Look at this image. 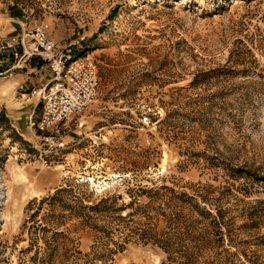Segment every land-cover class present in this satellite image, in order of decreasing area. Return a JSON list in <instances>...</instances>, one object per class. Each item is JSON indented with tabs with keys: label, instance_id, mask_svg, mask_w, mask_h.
<instances>
[{
	"label": "rangeland",
	"instance_id": "374dc122",
	"mask_svg": "<svg viewBox=\"0 0 264 264\" xmlns=\"http://www.w3.org/2000/svg\"><path fill=\"white\" fill-rule=\"evenodd\" d=\"M38 26L100 87L51 166L0 156V264H264V0H0Z\"/></svg>",
	"mask_w": 264,
	"mask_h": 264
},
{
	"label": "built area",
	"instance_id": "2783aa9c",
	"mask_svg": "<svg viewBox=\"0 0 264 264\" xmlns=\"http://www.w3.org/2000/svg\"><path fill=\"white\" fill-rule=\"evenodd\" d=\"M16 41V38H13ZM21 52L11 44L3 51H11L21 61L38 57L47 63L52 72L48 84L33 89L32 94L42 102L40 116L32 117L29 127L35 130L38 139L33 141L37 158L45 166L68 148L66 140L71 124L99 93L100 76L94 59L88 54H73L60 48L42 26L19 36Z\"/></svg>",
	"mask_w": 264,
	"mask_h": 264
},
{
	"label": "crops",
	"instance_id": "0c3cea01",
	"mask_svg": "<svg viewBox=\"0 0 264 264\" xmlns=\"http://www.w3.org/2000/svg\"><path fill=\"white\" fill-rule=\"evenodd\" d=\"M20 35L21 32L7 37L8 41L0 35V49L11 44L20 53ZM51 78L52 72L42 59L21 61L11 51L0 52V156L19 150L18 155L22 157L26 153L19 146L33 148L32 142L37 141L38 136L29 127V121L40 116L43 105L32 90L46 86Z\"/></svg>",
	"mask_w": 264,
	"mask_h": 264
},
{
	"label": "bare ground",
	"instance_id": "6f19581e",
	"mask_svg": "<svg viewBox=\"0 0 264 264\" xmlns=\"http://www.w3.org/2000/svg\"><path fill=\"white\" fill-rule=\"evenodd\" d=\"M2 190H3V187H2L1 182H0V204H1V199H2V196H1V194H2L1 191ZM0 209L2 210L1 205H0Z\"/></svg>",
	"mask_w": 264,
	"mask_h": 264
},
{
	"label": "water",
	"instance_id": "95a60500",
	"mask_svg": "<svg viewBox=\"0 0 264 264\" xmlns=\"http://www.w3.org/2000/svg\"><path fill=\"white\" fill-rule=\"evenodd\" d=\"M0 212H1V209H0Z\"/></svg>",
	"mask_w": 264,
	"mask_h": 264
}]
</instances>
